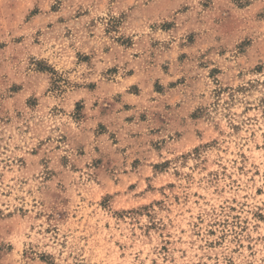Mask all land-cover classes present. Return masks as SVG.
<instances>
[{
	"label": "rangeland",
	"instance_id": "obj_1",
	"mask_svg": "<svg viewBox=\"0 0 264 264\" xmlns=\"http://www.w3.org/2000/svg\"><path fill=\"white\" fill-rule=\"evenodd\" d=\"M0 264H264V0H0Z\"/></svg>",
	"mask_w": 264,
	"mask_h": 264
}]
</instances>
